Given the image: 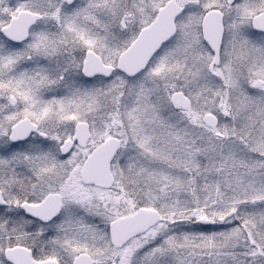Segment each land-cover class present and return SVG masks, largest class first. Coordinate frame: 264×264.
<instances>
[{"label":"snow or ice","instance_id":"6c2138e0","mask_svg":"<svg viewBox=\"0 0 264 264\" xmlns=\"http://www.w3.org/2000/svg\"><path fill=\"white\" fill-rule=\"evenodd\" d=\"M0 264H264V0H0Z\"/></svg>","mask_w":264,"mask_h":264}]
</instances>
